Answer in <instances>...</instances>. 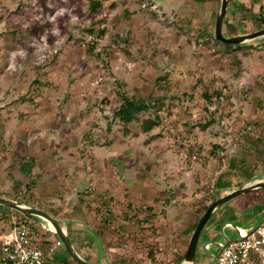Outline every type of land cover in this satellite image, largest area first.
I'll list each match as a JSON object with an SVG mask.
<instances>
[{"label":"rangeland","instance_id":"obj_1","mask_svg":"<svg viewBox=\"0 0 264 264\" xmlns=\"http://www.w3.org/2000/svg\"><path fill=\"white\" fill-rule=\"evenodd\" d=\"M94 1L101 3L95 12ZM220 2L0 0V195L34 203L31 191L49 183L68 205L51 215L92 233L83 247L93 256L82 253L91 263L100 256L104 264H180L203 207L230 190L215 183L232 153L242 155L239 139L264 135V40L216 41ZM238 2L229 1L226 37L260 30L253 18L264 17V0ZM122 95L150 110L121 123L114 113ZM156 116L159 124L145 132L143 121ZM32 157L40 174L27 178L19 167ZM243 171L226 179L233 188L247 182H238ZM177 198L188 204L184 220L163 209ZM102 201L158 202L150 216L143 209L121 226ZM14 213L0 206V228L20 219ZM27 224L48 235L41 224ZM222 225L213 241L237 237ZM196 259L209 260L200 250Z\"/></svg>","mask_w":264,"mask_h":264},{"label":"crops","instance_id":"obj_2","mask_svg":"<svg viewBox=\"0 0 264 264\" xmlns=\"http://www.w3.org/2000/svg\"><path fill=\"white\" fill-rule=\"evenodd\" d=\"M238 1H239L237 3L238 6H239V3L245 5L246 2H249V0H238ZM228 6H229V4H228ZM236 12L237 11L235 10V8L232 9L231 10V16H233L234 13H236ZM257 137L262 138L261 146H258V145L256 146L255 144H252L251 138L247 139V141L245 139V142L242 141L240 144H241V150L244 153L242 152V155L240 157L238 155L232 153V155L228 159V169L225 171H222L220 173L219 177L224 176L226 174L225 176L226 177L228 176V179H229V176H233L231 171L229 170V160L230 159H236L238 162V166H241V170H244L243 173L240 175V177L238 176V179H239L238 182L242 183L243 181H249L252 179L264 178V135H258ZM32 158L35 160V167L33 168L31 175L26 176L27 178L28 177L33 178L34 175L40 174L38 171V169H40L39 162H38L37 158H35V157H32ZM51 165H53V164H51ZM245 165H246V167L247 166L248 167L243 168V166H245ZM249 166H251V168ZM257 167H258V170L254 171L253 169L254 168L256 169ZM48 168H45V172H49ZM250 169H252L253 172H250L249 171ZM228 173H229V175H228ZM230 173H231V175H230ZM46 185H47L46 187H48L46 189L41 185H40V187H38V185H36V187L32 190L33 192L31 193L32 194L31 200L34 201V203L28 204V205L33 206L35 208H38L39 206L45 207L47 209L48 213H50V214L53 213L54 209L56 210V208L58 209L57 213L58 212L60 214L65 213L66 207H68V205L65 204V203H67V201H64V199H65L64 195L61 196V197H64V199H61V197H59L58 195L50 193V190H53V189H50L49 183L46 182ZM262 195H263V191H254V192L248 193L242 197H239V198L231 201L226 206H224L221 210H219L210 219V221L206 225V227L203 231V232H205V234H204L205 237H204L203 241L213 240V238L215 237V232L213 230H215L217 227H219V225L222 222H223V225H222L223 228L232 227L235 230L236 235H237L238 232H245V231L251 229L256 223L263 220L264 219V202H262V201H264V198L261 197ZM0 197H3V198L7 197L9 199L12 198L11 195H9V194L8 195H0ZM186 197H187L186 194L182 195L181 199H185ZM179 199L180 198H177L175 201L174 200L173 201H166V205L163 207V209L166 210V213L169 212L170 216H172L173 219L184 220L183 217H181V216L185 214L186 209H184V208L188 204H187V201H178ZM102 202H104L102 205H103V207L106 206V210L109 208L108 211L114 212L115 216H113V217L116 218V220L118 219L119 224L121 225V224H125V221L127 218L136 216L138 214V212H141L143 209L147 210L145 213L148 214L149 211L152 210L149 208L150 205L152 203H154V202L156 203L158 201H102ZM243 202H247V203L242 204ZM189 204L194 206L195 201H192V203H189ZM242 205H244L245 208H242ZM258 205H263V207L258 208L257 207ZM137 209H140V210H137ZM153 212L155 214H157L156 212H158V210L157 209L155 211L153 210ZM160 212H158V213H160ZM148 216H150V215L148 214ZM58 220H59V218H58ZM234 220H242L243 224H245V227H241L238 225H232L231 221H234ZM65 225L66 226H63V225L62 226L67 230L68 235L71 238V241L73 242L74 246L76 247V249L80 253V255L84 259H86V258L82 253H84L86 255H92L91 253L87 252L85 247H83V244L86 242V240H88L89 238H92V233L90 232V230L87 227L83 226L82 224L80 225V224H76V223L75 224H71V223L69 224L68 223ZM82 227H84V228L81 229ZM48 237L50 240L57 241V239H55V237H53L52 234H49ZM227 239H229V238H225V240H223L221 242L220 241L219 242L215 241V242H217L219 244H224L227 241ZM208 249H210V247ZM56 258H57L56 260H60V259H58L57 255H56ZM61 259L62 260H60V261L64 262L67 260V257L65 258L63 256ZM99 259H100V264H104L105 260L103 259V257L101 259V257L99 256ZM87 261L90 262V260H87ZM93 264H98V263H93Z\"/></svg>","mask_w":264,"mask_h":264},{"label":"water","instance_id":"obj_3","mask_svg":"<svg viewBox=\"0 0 264 264\" xmlns=\"http://www.w3.org/2000/svg\"><path fill=\"white\" fill-rule=\"evenodd\" d=\"M228 4L229 0H221L220 2L215 22V39L226 45H247L264 40V28L248 34L226 37L223 33V25L228 9ZM262 189H264V178L253 179L241 184L238 187L230 189L215 201H213V203L200 217L196 228L191 235L185 255L180 264H198L196 259L198 250H200L201 253L209 259L205 264H212L216 255L208 248L210 246H215L217 249H222L227 241L224 244H219L213 240H205L199 245L201 234L203 233L206 225L219 210H221L231 201L248 193ZM0 206L7 207L21 214L22 216L41 224L45 229H47L57 237V239L61 242L64 250L68 253L69 257L75 264H93L80 255L73 242L71 241L67 230L62 226L60 220L52 216L50 213L19 202L17 200L3 197H0ZM262 224H264V219L256 223L251 228V230L256 229Z\"/></svg>","mask_w":264,"mask_h":264},{"label":"built area","instance_id":"obj_4","mask_svg":"<svg viewBox=\"0 0 264 264\" xmlns=\"http://www.w3.org/2000/svg\"><path fill=\"white\" fill-rule=\"evenodd\" d=\"M48 235L13 217L11 225L0 233V264H63L56 260L61 242ZM212 264H264V224L227 239Z\"/></svg>","mask_w":264,"mask_h":264},{"label":"trees","instance_id":"obj_5","mask_svg":"<svg viewBox=\"0 0 264 264\" xmlns=\"http://www.w3.org/2000/svg\"><path fill=\"white\" fill-rule=\"evenodd\" d=\"M230 1V0H229ZM99 8H101V3L99 2V1H94V2H92V4H91V10L93 11V12H95V11H97ZM257 16H255L254 18H253V20L254 21H256L257 22V24H259L260 26H258V29H262V28H264V17L263 18H261V21H259V20H257V18H256ZM225 21V20H224ZM226 23V21L224 22V24ZM224 26V25H223ZM228 31L230 32V35H234V34H237L236 33V27H235V25L234 24H229L228 25ZM90 32H93V31H90ZM214 39H215V35H214ZM216 40V39H215ZM216 41H218V40H216ZM219 42V41H218ZM226 45V44H225ZM232 44H229V45H227V47H230ZM223 97V100L221 99V97L219 98V99H216V102L217 101H224L225 100V97L224 96H222ZM207 98H209L210 99V97L208 96ZM150 110V106L149 105H147L146 103H144V102H140V101H137V100H135V99H133V98H130V97H128V96H126V95H122V103H121V105H120V107L116 110V112L114 113V116L121 122V123H123V124H125V125H129V124H131V123H133V122H135V121H139V115L141 114V113H145V112H147V111H149ZM159 124V117L158 116H156L154 119H152V118H148V119H145L144 121H143V123H142V128H143V130L145 131V132H149V131H151L154 127H156L157 125ZM261 126V125H260ZM258 127V124L256 123V124H253L252 125V127H251V129L252 128H257ZM207 128V125H204V126H202L201 127V129L202 130H205ZM246 138V137H245ZM251 138V143L252 144H255L256 146L258 145V146H261V144H262V138L261 137H250ZM237 139H239V138H237ZM244 139H242V140H240L239 139V141H240V143L243 141ZM218 148V147H217ZM219 150V149H218ZM226 154H224V155H222V156H225ZM194 158V157H193ZM219 158V157H218ZM225 158V157H224ZM35 167V160L33 159V158H31L30 160H28V161H24L21 165H20V171H21V173L22 174H24V175H26V176H29V175H31V173H32V170H33V168ZM237 169H241V166H238V162H237V160L236 159H230L229 160V170L231 171V173H235L236 172V170ZM231 173H230V175H231ZM226 175V174H225ZM220 176L218 179H217V181H216V183H215V188L216 189H218V190H223V191H225V190H228V189H230V188H233L234 186H231V184L226 180L227 178H228V176L226 177V176ZM228 175H229V173H228ZM18 186H19V184H18ZM14 190V189H13ZM31 193H32V191H31ZM30 193V194H31ZM11 195V199H14V200H17V201H26V203L27 204H33V203H29V202H27V201H30V200H21L19 197H18V195L17 194H15V193H11L10 194ZM30 196H32V194L30 195ZM106 199V198H105ZM217 199V197H213L212 199H211V201L209 202V203H207V205H205L204 207H203V210L200 212V215H199V218H198V220L200 219V217L203 215V213L208 209V207L213 203V201H215ZM195 204H196V202H195ZM258 208H262L263 207V205H258L257 206ZM5 208V207H4ZM7 208V207H6ZM39 209H42V210H44V211H46V212H48L47 211V209L45 208V207H38ZM256 208V207H255ZM15 212V211H14ZM14 215H16V216H19V218L22 220V221H24L25 223H27V222H31V220L30 219H28V218H26V217H24V216H22V215H19L17 212H15L14 213ZM11 225V223L7 226V227H5V229L6 228H8L9 226ZM196 225H197V222H196V224H195V227H196ZM5 229H2V228H0V233L1 232H3ZM63 247V246H62ZM66 252V251H65ZM67 253V252H66ZM184 255H185V253L182 255V257L180 258V260L184 257ZM68 261H71V262H73L72 260H71V258L69 257V255L67 256V260L66 261H64V262H62L63 264H67L68 263ZM74 263V262H73Z\"/></svg>","mask_w":264,"mask_h":264}]
</instances>
